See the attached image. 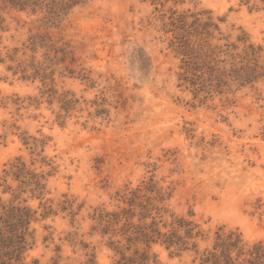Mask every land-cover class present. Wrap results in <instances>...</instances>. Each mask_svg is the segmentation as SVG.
<instances>
[{"label": "rangeland", "instance_id": "1", "mask_svg": "<svg viewBox=\"0 0 264 264\" xmlns=\"http://www.w3.org/2000/svg\"><path fill=\"white\" fill-rule=\"evenodd\" d=\"M169 9L188 22L209 16L218 28L211 43L234 45L228 52L239 56L238 69L248 44L261 47L258 78L240 85L231 74L210 88L181 80V56L163 25ZM4 16L3 44L43 30L40 16L11 8ZM47 30L73 58L52 67L53 99L38 79L20 80L0 65V96L24 99L18 111L0 108V177L21 157L45 175V189L39 197L25 190L17 201L55 212L32 223L24 263L85 264L93 255L95 264H112L106 239L92 231L94 210L122 206L117 194L149 178L170 193L166 208L193 214L206 237L200 249L219 226L264 240V2L88 0ZM218 58L230 67L226 55ZM2 183L0 199L8 202ZM6 184L16 187L10 178ZM151 253L161 264H199L192 251L154 245Z\"/></svg>", "mask_w": 264, "mask_h": 264}, {"label": "trees", "instance_id": "2", "mask_svg": "<svg viewBox=\"0 0 264 264\" xmlns=\"http://www.w3.org/2000/svg\"><path fill=\"white\" fill-rule=\"evenodd\" d=\"M86 1L88 0H0V65L20 80L33 82L38 79L45 88L43 94L53 99L56 90L53 88L52 67H64V62L70 63L73 58L67 46L57 45L58 41L53 39L47 29L57 28L61 16ZM149 1L155 6L159 4L163 7L168 0ZM243 1L247 4L252 0ZM8 8L40 16L36 21L43 30H29L25 40L18 45L3 44V34L8 31L4 16ZM169 11V21L163 25L166 27L165 32L173 34L171 43L181 56V80L189 81L197 87L210 88L213 84L225 82L231 74L236 76L240 85L258 78L256 67L261 57V47L248 44L240 59L243 64L238 69L235 61L239 56L228 52L229 48L235 49L234 45L224 44L226 48L221 49V46L211 43L215 38L213 33L218 28L209 16L201 20L189 15L193 19L188 22V15H178L172 9ZM221 54L228 57V69L225 66L227 61L218 58ZM38 55L41 60L37 59ZM261 68L264 71V67ZM59 99L64 104V93L59 94ZM23 102L24 99L16 94L0 96V108L3 109L12 105L18 111ZM29 139L21 136L24 145L30 144ZM6 165L0 179L4 184V191L10 193L13 199L8 202L0 199V264H26L23 262V253L33 239L32 223L38 217L45 219L55 212L52 208L44 207L38 214L37 209L17 201L25 190L32 195L41 196L45 189L44 174L30 168L21 157H15ZM8 178L16 183L15 188L6 184ZM117 196L122 206L113 210L96 208L92 216L95 221L92 231L106 239V246L114 254L112 264H161L151 253L154 245L176 254L192 251L198 256L199 264H264V240L248 241L237 228L217 227L210 242L200 249L199 243L206 241V237L199 224L192 219L193 214L180 215L166 208L171 195L152 178L141 181L135 187H125ZM69 214L75 215L72 212ZM82 246L86 247L85 244ZM93 258L90 255L85 264H95ZM32 264L39 263L34 260ZM50 264L59 263L53 260Z\"/></svg>", "mask_w": 264, "mask_h": 264}]
</instances>
